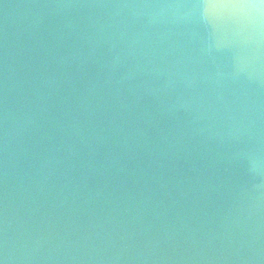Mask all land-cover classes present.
<instances>
[{"label": "water", "instance_id": "obj_1", "mask_svg": "<svg viewBox=\"0 0 264 264\" xmlns=\"http://www.w3.org/2000/svg\"><path fill=\"white\" fill-rule=\"evenodd\" d=\"M93 2L0 0V236L6 221L10 238L43 237L30 264H264V160L190 135L184 112L154 99L166 93L139 87L155 78L109 81L85 26L115 10L55 7ZM208 39L168 25L156 47L231 72L230 56L201 55ZM250 91L264 152V88Z\"/></svg>", "mask_w": 264, "mask_h": 264}, {"label": "clouds", "instance_id": "obj_2", "mask_svg": "<svg viewBox=\"0 0 264 264\" xmlns=\"http://www.w3.org/2000/svg\"><path fill=\"white\" fill-rule=\"evenodd\" d=\"M55 7L115 10L85 26V39L94 45L92 53L100 45L105 46L109 58L102 68L107 69L109 81L115 72L119 73L116 83L120 85H131L139 77L155 78L157 83L145 79L139 87L147 95L154 91L166 93V100L159 96L154 99L182 110L193 125L190 135L220 145L248 142L243 155L248 159L255 156L257 164L264 160L259 147L258 103L250 91L264 88V0H98ZM176 10H184L185 14L178 17ZM192 24L202 27L209 37L201 55L230 56L231 72L206 76L181 45L157 49L156 37L163 28ZM237 77L249 85L244 98L231 87L238 82ZM186 106L190 110H185ZM3 119L6 152L7 106ZM248 171L258 174L256 166H250ZM43 239L31 235L10 238L5 221L0 236V264H30Z\"/></svg>", "mask_w": 264, "mask_h": 264}]
</instances>
